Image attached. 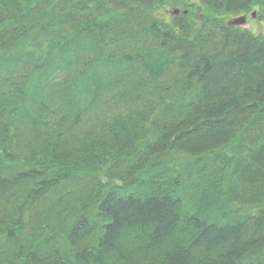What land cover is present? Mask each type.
Returning <instances> with one entry per match:
<instances>
[{"label": "trees", "instance_id": "1", "mask_svg": "<svg viewBox=\"0 0 264 264\" xmlns=\"http://www.w3.org/2000/svg\"><path fill=\"white\" fill-rule=\"evenodd\" d=\"M260 8L0 0V264H264Z\"/></svg>", "mask_w": 264, "mask_h": 264}, {"label": "rangeland", "instance_id": "2", "mask_svg": "<svg viewBox=\"0 0 264 264\" xmlns=\"http://www.w3.org/2000/svg\"><path fill=\"white\" fill-rule=\"evenodd\" d=\"M258 10V11H257ZM254 13L241 14L240 16L227 18V22L243 30H247L253 35L264 36V8L257 9Z\"/></svg>", "mask_w": 264, "mask_h": 264}, {"label": "bare ground", "instance_id": "3", "mask_svg": "<svg viewBox=\"0 0 264 264\" xmlns=\"http://www.w3.org/2000/svg\"><path fill=\"white\" fill-rule=\"evenodd\" d=\"M257 11H258V10H257ZM174 12H175V10H169V11H168V14H170V15H174ZM255 12H256V10H255V11H252V13H254V14H253L254 17H255ZM251 34H252V33H251ZM252 35H253V34H252ZM254 36H256V35H254ZM258 36H259V37H262V38L264 37V36H261V35H258Z\"/></svg>", "mask_w": 264, "mask_h": 264}, {"label": "water", "instance_id": "4", "mask_svg": "<svg viewBox=\"0 0 264 264\" xmlns=\"http://www.w3.org/2000/svg\"><path fill=\"white\" fill-rule=\"evenodd\" d=\"M178 14H179V11L178 10H175L174 15L176 16Z\"/></svg>", "mask_w": 264, "mask_h": 264}]
</instances>
